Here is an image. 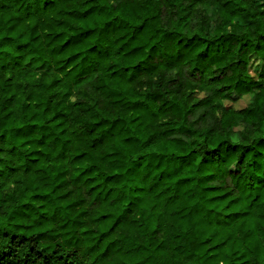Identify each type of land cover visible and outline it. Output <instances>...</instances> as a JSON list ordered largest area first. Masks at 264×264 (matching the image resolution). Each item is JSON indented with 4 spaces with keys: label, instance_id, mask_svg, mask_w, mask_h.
Listing matches in <instances>:
<instances>
[{
    "label": "clouds",
    "instance_id": "9594fccd",
    "mask_svg": "<svg viewBox=\"0 0 264 264\" xmlns=\"http://www.w3.org/2000/svg\"><path fill=\"white\" fill-rule=\"evenodd\" d=\"M0 264H264V0H0Z\"/></svg>",
    "mask_w": 264,
    "mask_h": 264
}]
</instances>
